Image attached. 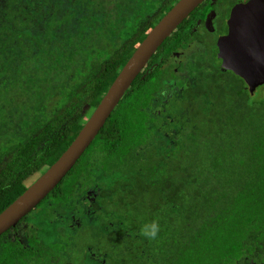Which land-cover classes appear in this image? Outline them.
<instances>
[{"label": "trees", "instance_id": "obj_1", "mask_svg": "<svg viewBox=\"0 0 264 264\" xmlns=\"http://www.w3.org/2000/svg\"><path fill=\"white\" fill-rule=\"evenodd\" d=\"M178 1L0 0V213ZM167 41L59 184L0 236V264H264V88L217 69L187 84L158 61ZM154 219L149 241L139 232Z\"/></svg>", "mask_w": 264, "mask_h": 264}, {"label": "water", "instance_id": "obj_2", "mask_svg": "<svg viewBox=\"0 0 264 264\" xmlns=\"http://www.w3.org/2000/svg\"><path fill=\"white\" fill-rule=\"evenodd\" d=\"M203 0H179L151 29L123 66L93 114L62 155L21 196L0 213V236L14 228L59 184L97 136L135 78L163 41ZM261 0L233 9L229 33L217 43L221 67L246 84L252 94L264 85V19L255 14ZM254 12V13H253ZM247 18L242 20V15Z\"/></svg>", "mask_w": 264, "mask_h": 264}, {"label": "flooded vegetation", "instance_id": "obj_3", "mask_svg": "<svg viewBox=\"0 0 264 264\" xmlns=\"http://www.w3.org/2000/svg\"><path fill=\"white\" fill-rule=\"evenodd\" d=\"M250 1L203 0L165 39H168L167 44L158 58L163 64L162 68L172 67L171 71L177 78L187 84L191 80L190 73L214 69L224 71L221 67L222 61L217 57V43L229 33L228 23L233 9L244 7ZM258 5L264 7V0ZM244 14L242 20L247 18ZM255 14L264 19V11L261 9H257Z\"/></svg>", "mask_w": 264, "mask_h": 264}, {"label": "clouds", "instance_id": "obj_4", "mask_svg": "<svg viewBox=\"0 0 264 264\" xmlns=\"http://www.w3.org/2000/svg\"><path fill=\"white\" fill-rule=\"evenodd\" d=\"M160 232V224L158 219L152 220L150 223L141 227L139 235L149 241L156 240Z\"/></svg>", "mask_w": 264, "mask_h": 264}, {"label": "rangeland", "instance_id": "obj_5", "mask_svg": "<svg viewBox=\"0 0 264 264\" xmlns=\"http://www.w3.org/2000/svg\"><path fill=\"white\" fill-rule=\"evenodd\" d=\"M264 86H261L255 93V95L259 94L261 90H263Z\"/></svg>", "mask_w": 264, "mask_h": 264}]
</instances>
